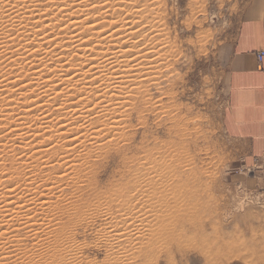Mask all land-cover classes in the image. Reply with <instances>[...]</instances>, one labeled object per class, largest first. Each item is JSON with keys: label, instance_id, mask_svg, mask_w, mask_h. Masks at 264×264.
Returning a JSON list of instances; mask_svg holds the SVG:
<instances>
[{"label": "bare ground", "instance_id": "bare-ground-1", "mask_svg": "<svg viewBox=\"0 0 264 264\" xmlns=\"http://www.w3.org/2000/svg\"><path fill=\"white\" fill-rule=\"evenodd\" d=\"M156 2L0 0V60L10 66L8 73L0 71V264H59V245L68 253L65 264H126L132 259V264H147L151 257L143 228L174 225L189 243L196 239L191 232L205 229L177 201L179 183L157 174L138 176L126 183L134 188V208L114 202L112 214L97 220L104 240L99 241L110 250L108 261L101 263L82 258L81 243L66 237L76 207H70V213L56 205L66 197L60 185L76 183L79 173L92 165L93 155L116 141L119 112L131 103L126 101L132 98L130 88L141 83L133 68L141 73L143 67H138L149 63L147 76L157 67L156 55L162 54L155 44L160 35ZM29 92L36 99L30 100ZM72 96L76 101L70 102ZM46 101L57 106L52 109L47 103L50 107L45 109ZM55 114L63 116V122L55 121ZM55 127L60 132L54 136L57 142L42 148ZM62 141L69 145L62 159L68 167L62 171L59 166L58 174L52 160L43 158L61 150ZM18 142L24 151L21 161L12 163ZM77 152L82 159L78 164L73 157ZM39 170L45 172L41 183L35 178ZM21 229H29L27 235L19 233ZM28 240L34 242L31 249ZM48 244L51 249L45 252L42 246Z\"/></svg>", "mask_w": 264, "mask_h": 264}, {"label": "rangeland", "instance_id": "rangeland-1", "mask_svg": "<svg viewBox=\"0 0 264 264\" xmlns=\"http://www.w3.org/2000/svg\"><path fill=\"white\" fill-rule=\"evenodd\" d=\"M156 1L160 35L155 37L157 43L154 42L159 45L158 53L162 54L160 57V53L156 55L157 67L147 76L144 75L147 72L145 67L149 63L138 67L140 70L143 67L144 72L136 68L141 73L133 68L135 77L138 74L141 79L136 77L137 82L141 83L128 92L132 98L126 101L131 103L120 111L126 115L119 112L120 131L117 130V136H113L116 141L93 155L92 165L79 173L76 183L60 185L59 189L66 197L58 199L56 205L70 213L72 210L69 208L75 206L78 214L101 189L130 184L132 178L138 176L144 178L157 174L160 178L179 183L176 187L179 192L177 201L184 203L188 213L205 228L203 232H191L196 238L190 242L193 247L215 242L214 248L224 249L225 245L239 241L245 245L244 249L231 255L226 264H264V165L246 164L233 150L234 143L223 128L227 98L223 48L233 37L240 20L252 7L259 5L264 8V0ZM2 63L1 59L0 71L8 73L10 66L4 67ZM33 96L30 100L36 99ZM72 98L70 102L76 101L74 96ZM47 103L51 104L44 102L45 109L50 107ZM51 105L53 109L56 104ZM55 115V121L63 122V116ZM34 122L35 117L32 119ZM34 125L42 128L39 123ZM55 129L51 134L52 140L48 138L42 148H50L51 141L57 142L58 136H54L60 132L57 130L59 134L56 133ZM60 143L61 150L51 151L43 158L52 160V168L58 174L68 167L62 159L67 156L69 145L63 141ZM21 145H18L17 155L11 156L12 163L21 161L18 159L23 150ZM74 154H71L74 160L80 163L81 152ZM42 171L36 174L37 183L45 177ZM192 205H196L199 211H193ZM95 223L77 228L67 226L64 232L66 237L75 238L71 243H81L82 258L92 257L102 263L105 259L108 261L110 250L100 242L104 240L98 233L97 221ZM27 230L21 229L19 233L27 235ZM27 243L30 249L34 245L33 241L28 240ZM44 249L48 251L50 245L42 246ZM58 252L63 257L58 263L65 264L66 248L59 245ZM179 258L185 264H213L215 259L203 250L189 251ZM132 261L125 263L132 264ZM158 264H166V261L161 258Z\"/></svg>", "mask_w": 264, "mask_h": 264}, {"label": "crops", "instance_id": "crops-1", "mask_svg": "<svg viewBox=\"0 0 264 264\" xmlns=\"http://www.w3.org/2000/svg\"><path fill=\"white\" fill-rule=\"evenodd\" d=\"M227 98L223 128L236 154L251 166L264 165V8L252 7L223 48Z\"/></svg>", "mask_w": 264, "mask_h": 264}, {"label": "clouds", "instance_id": "clouds-1", "mask_svg": "<svg viewBox=\"0 0 264 264\" xmlns=\"http://www.w3.org/2000/svg\"><path fill=\"white\" fill-rule=\"evenodd\" d=\"M134 190L127 184L111 186L108 189H101L94 200L90 201L83 209V212L78 213L72 219V227L77 228L84 225L94 224L98 219L107 217L113 212V203L116 202L128 209L134 208ZM151 199V197H149ZM193 211H199L196 205H192ZM143 233L146 237V252L151 259L147 264H158L163 258L166 264L174 261L177 255H184L193 250H203L208 252L215 259L213 264H226L228 258L236 251L244 249L245 245L242 242L236 244L225 245L224 249L214 248V243L209 245H199L193 247L188 240L183 236L181 231H178L174 225H156L143 228Z\"/></svg>", "mask_w": 264, "mask_h": 264}, {"label": "snow or ice", "instance_id": "snow-or-ice-1", "mask_svg": "<svg viewBox=\"0 0 264 264\" xmlns=\"http://www.w3.org/2000/svg\"><path fill=\"white\" fill-rule=\"evenodd\" d=\"M169 264H185V262L179 258V255L176 256L174 261H170Z\"/></svg>", "mask_w": 264, "mask_h": 264}, {"label": "built area", "instance_id": "built-area-1", "mask_svg": "<svg viewBox=\"0 0 264 264\" xmlns=\"http://www.w3.org/2000/svg\"><path fill=\"white\" fill-rule=\"evenodd\" d=\"M257 57H258V60L261 61L264 57V50L262 51H259L258 54H257Z\"/></svg>", "mask_w": 264, "mask_h": 264}]
</instances>
